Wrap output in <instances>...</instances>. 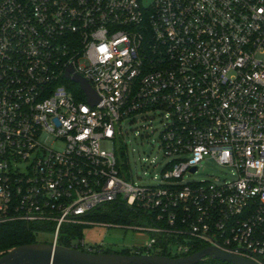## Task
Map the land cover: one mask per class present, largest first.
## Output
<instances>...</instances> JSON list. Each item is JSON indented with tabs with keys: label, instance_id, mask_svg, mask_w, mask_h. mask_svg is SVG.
<instances>
[{
	"label": "built area",
	"instance_id": "2783aa9c",
	"mask_svg": "<svg viewBox=\"0 0 264 264\" xmlns=\"http://www.w3.org/2000/svg\"><path fill=\"white\" fill-rule=\"evenodd\" d=\"M156 111L169 161L144 184L123 123ZM206 158L231 179L186 180ZM112 203L151 222L132 254L264 264V0H0V223H51L59 244L69 225H115L90 217Z\"/></svg>",
	"mask_w": 264,
	"mask_h": 264
},
{
	"label": "rangeland",
	"instance_id": "374dc122",
	"mask_svg": "<svg viewBox=\"0 0 264 264\" xmlns=\"http://www.w3.org/2000/svg\"><path fill=\"white\" fill-rule=\"evenodd\" d=\"M153 0H144V5L149 6ZM164 128V121L160 111L147 112L139 116L137 122L123 123L124 140L127 144V157L134 179L144 184H154L155 176L162 173L166 163L169 161L159 147V134ZM138 130L142 135L135 134ZM60 146V143L52 144ZM229 167L216 164L212 159L206 158L200 170L196 174L186 175V180H207V179H231ZM151 222L142 219L135 226H149ZM82 238L87 244H104L120 251L123 248L132 246H144L149 243L151 234L147 231L137 230L134 226H123L115 224L112 226L94 224L83 225ZM39 242H52V232L46 231L38 235Z\"/></svg>",
	"mask_w": 264,
	"mask_h": 264
},
{
	"label": "water",
	"instance_id": "95a60500",
	"mask_svg": "<svg viewBox=\"0 0 264 264\" xmlns=\"http://www.w3.org/2000/svg\"><path fill=\"white\" fill-rule=\"evenodd\" d=\"M72 73L73 68L70 67L66 76L80 85L91 104H97L99 97L87 80L78 74L71 75ZM205 258L221 260L229 264H259L216 246H206L187 256L171 257L161 254L93 253L46 242L12 247L0 253V264H198Z\"/></svg>",
	"mask_w": 264,
	"mask_h": 264
},
{
	"label": "trees",
	"instance_id": "16d2710c",
	"mask_svg": "<svg viewBox=\"0 0 264 264\" xmlns=\"http://www.w3.org/2000/svg\"><path fill=\"white\" fill-rule=\"evenodd\" d=\"M70 86L75 90H79L77 84L70 83ZM83 96V95H82ZM91 219L97 222H106L112 224H120L127 226L138 225L142 219L148 221L142 212H137L134 209L121 206L119 204H107L102 208L98 209L93 213ZM150 222V221H149ZM51 223H26L24 221H10L0 223V253L8 251L10 248L35 243L38 241V235L42 232H52L54 229L50 226ZM82 227L77 225H69L63 228L59 244L66 247H72L73 242L79 238H82ZM161 242H163L160 239ZM160 243L155 244V247L159 246ZM203 246L196 248L193 253L201 250ZM81 250L87 251L86 248L80 247ZM134 249L127 247L120 251L114 250L112 247H106L102 251L99 249L94 250V253H122V254H132ZM161 255H169L166 250L159 251ZM198 264H229L221 260H216L212 258H205Z\"/></svg>",
	"mask_w": 264,
	"mask_h": 264
}]
</instances>
